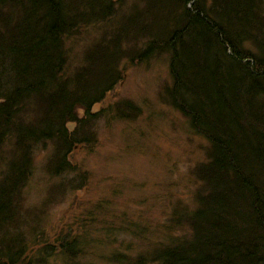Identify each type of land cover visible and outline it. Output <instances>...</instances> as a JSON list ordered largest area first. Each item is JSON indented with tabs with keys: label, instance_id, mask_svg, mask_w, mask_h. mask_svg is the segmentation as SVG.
<instances>
[{
	"label": "trees",
	"instance_id": "obj_1",
	"mask_svg": "<svg viewBox=\"0 0 264 264\" xmlns=\"http://www.w3.org/2000/svg\"><path fill=\"white\" fill-rule=\"evenodd\" d=\"M120 4L0 0V264L97 263L87 219L62 231L47 220L56 198L90 180L72 157L96 147L99 120L142 115L130 100L102 105L124 83L123 63L162 57L172 78L165 101L207 144L192 170L195 205L170 214L176 230L149 251L128 244L102 260L264 264V0H139L122 13ZM118 16L70 72L68 42ZM48 143L47 173L64 181L40 208H27L35 152Z\"/></svg>",
	"mask_w": 264,
	"mask_h": 264
},
{
	"label": "rangeland",
	"instance_id": "obj_2",
	"mask_svg": "<svg viewBox=\"0 0 264 264\" xmlns=\"http://www.w3.org/2000/svg\"><path fill=\"white\" fill-rule=\"evenodd\" d=\"M123 2L118 5L120 13L139 0ZM119 18L89 27L79 39L68 42L70 72L77 70L84 52L107 28L115 29ZM122 66L126 69L124 83L102 105L130 100L142 109V115L133 123L99 120L96 147L76 150L72 157L75 165L89 173L90 180L80 191L68 189L56 198L47 220V227L62 231L87 219L92 229L90 257L96 264H105L103 256L122 251L128 244L136 253L149 251L170 231L174 233L176 228L168 226L169 217L180 207L195 205L197 184L192 170L205 161L207 151L206 142L194 135L188 119L165 101V90L172 87L167 58L141 66L124 62ZM53 147L48 143V148L41 145L35 152V173L25 192L27 208H40L50 190L64 181L47 173ZM133 231L137 233L133 235ZM99 240L101 243H96Z\"/></svg>",
	"mask_w": 264,
	"mask_h": 264
},
{
	"label": "bare ground",
	"instance_id": "obj_3",
	"mask_svg": "<svg viewBox=\"0 0 264 264\" xmlns=\"http://www.w3.org/2000/svg\"><path fill=\"white\" fill-rule=\"evenodd\" d=\"M70 128L72 129V128H74V127H71V126H70Z\"/></svg>",
	"mask_w": 264,
	"mask_h": 264
}]
</instances>
